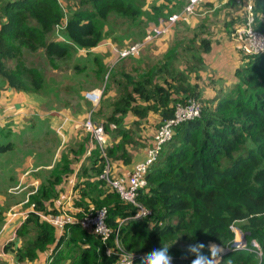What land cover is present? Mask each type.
Listing matches in <instances>:
<instances>
[{"label":"trees","instance_id":"trees-1","mask_svg":"<svg viewBox=\"0 0 264 264\" xmlns=\"http://www.w3.org/2000/svg\"><path fill=\"white\" fill-rule=\"evenodd\" d=\"M148 1L4 2L0 7V101L2 87L20 95L44 90L42 71L23 61L25 52L35 54L42 50L49 62L64 60L73 49L92 52L105 43L111 32L121 28L117 24L119 18L129 21L128 25L134 26L132 30L142 27L135 35L142 38L135 42L138 43L144 40L150 24L168 22L170 16L183 12L191 3ZM225 1L228 8L232 4L239 7L230 22L221 23L222 13L217 11L207 13L197 27L191 28L185 22L175 24L170 31H174V42L158 60L144 52L170 33L146 45L138 57L116 56L106 82L104 67L94 59L98 68L93 72L98 82L105 85V96L114 94L111 101L103 99L99 103L96 122L93 121L103 127L107 143L101 146L83 128L88 138L72 140L60 158L50 161L54 163L52 168L34 172L40 184L29 197L32 209L17 227L16 238L2 243L0 262L120 264L114 254L107 255L118 233L130 253L145 255L154 248L166 247L174 264H191L194 257L186 253L189 243L214 242L230 247L236 238L232 227H236L247 235L250 246L253 241L259 243L262 259L236 250L219 264H264V52L244 55L232 39L247 22L248 3L254 8V29L264 33V0ZM213 2L203 0L196 4L191 22H195L199 10L212 11ZM236 24L240 25L235 28ZM218 27L230 38L241 64L234 70L233 83L225 84L212 96L203 93L201 81L208 70L207 57L214 50V30ZM57 32L62 41L53 38ZM10 61L16 62L14 67L8 65ZM74 69L87 71L78 65ZM207 74L215 86L214 81H218L212 73ZM98 82L91 84L93 90L99 88ZM191 100L201 106V114L175 127L173 139L150 168L148 186L138 197L139 204L151 215L136 219L138 208L126 203L102 177L106 171L110 178L132 172L137 154L148 149L156 133L175 117L178 105H188ZM151 119L156 130L150 140L142 133ZM14 147L11 126H0V156ZM111 163L121 165L128 173L116 175L114 166L110 170ZM70 182L72 189L67 200L63 194ZM60 200H66L67 206L63 207ZM102 209L107 211V224L113 231L107 245L82 223H65L63 229L55 224L64 216L83 220ZM5 212L0 211L4 214L0 218V232L7 223ZM135 264H142V258Z\"/></svg>","mask_w":264,"mask_h":264},{"label":"rangeland","instance_id":"rangeland-1","mask_svg":"<svg viewBox=\"0 0 264 264\" xmlns=\"http://www.w3.org/2000/svg\"><path fill=\"white\" fill-rule=\"evenodd\" d=\"M10 0H0V7L4 2ZM152 0H149L150 4ZM74 2L71 3L72 6ZM228 3L225 0H214L213 10H199L198 15L195 17V22L192 20L188 26L191 28L197 27L201 19L207 15V13L214 14L215 12H221V23L230 22L232 16L238 12L239 7L235 4L230 5V8L226 6ZM64 8L67 11V6L63 3ZM148 4V5H149ZM147 5L145 6L146 9ZM68 12V11H67ZM129 21L118 19L117 24L121 26L115 32H111L110 36L104 40V44L91 51L75 50L71 51L69 57L64 60H58L49 62L42 50H39L35 54L25 52L23 55V61L28 66H34L41 69L45 87L40 93L35 94H16L8 87H2V99L0 101V126L10 125L14 133L15 147L12 151L5 155L0 156V211L6 210V221L4 227H15L23 214H27L31 211L32 207L29 203V197L33 193L32 188L37 186L35 182L37 176L32 173L38 166H47L50 161L54 162L55 157L60 158L63 152H66L69 148V143L74 139L83 140L88 138V133L83 132L81 129H76L79 124H84L91 119L95 121L96 113L99 103L104 100L111 101L114 97L113 93H109L105 96L104 84L98 82L97 74L93 72L96 68L94 59H98L101 65L105 69L104 81L108 80L109 74L116 62V55L111 51L114 48L119 49V46H125L133 44L141 37H136L142 31V27L132 30L134 26L128 25ZM240 25L236 24L235 28ZM150 27V26H149ZM148 27V28H149ZM221 27L214 30L215 33V45L214 48L224 46L225 42L231 43L228 35L222 34ZM234 28V29H235ZM174 32V31H173ZM171 32L164 40H160L156 44L152 45L144 55L151 57L154 60L160 59L171 47L174 42V34ZM55 40H61L58 32L53 37ZM119 38H122L119 39ZM208 59V57H207ZM16 62H8L11 67L15 66ZM78 65L80 68H87L86 72H76L74 69ZM98 68V66H97ZM89 72V77L86 78V73ZM214 78L218 76V72H210ZM88 75V74H87ZM217 75V76H216ZM222 81V79H218ZM99 83V88L93 90L91 84ZM203 93L210 95L209 91L212 87L218 89L224 87L225 84H218L214 81V85L209 78L207 71L201 81ZM216 88V87H215ZM93 94V95H88ZM91 96V97H89ZM99 96V97H98ZM98 98V99H97ZM109 109V108H108ZM66 118L73 119L72 125L65 126L67 123ZM152 120V119H151ZM150 120V125L143 129L142 136L147 137L150 140L155 134V123ZM61 125L65 126L60 128ZM78 130V131H77ZM79 141V142H80ZM72 145V143H71ZM147 150V149H146ZM146 150L140 151L142 160L146 158ZM110 170L116 169V175L128 173L122 172L123 167L121 165H113L111 163ZM114 166V167H113ZM42 169V168H41ZM39 169V171L41 170ZM12 178V179H11ZM63 197L67 196L72 189V182L66 185ZM63 207L67 206L66 200L59 201ZM70 205V201L68 207ZM11 210H14L9 214ZM4 214L0 213V218ZM3 227V229H4ZM9 240V232L2 230L0 232V250L3 247L2 243H6ZM222 247V246H221ZM225 247H223L224 249ZM227 248V247H226ZM261 261V259H259ZM5 264V262H0ZM65 264H69L68 261Z\"/></svg>","mask_w":264,"mask_h":264},{"label":"built area","instance_id":"built-area-1","mask_svg":"<svg viewBox=\"0 0 264 264\" xmlns=\"http://www.w3.org/2000/svg\"><path fill=\"white\" fill-rule=\"evenodd\" d=\"M201 1L203 0H191V3L184 8L183 12L173 14L170 16L168 22L160 20L157 25L150 24V27L146 29V35L143 41L126 48L117 49L113 47L112 52L119 59L140 56L146 45L169 34L175 24L179 22L190 24L194 15L195 5L199 4ZM245 9L248 15L247 22L236 30L232 39L235 48L239 50L240 53L244 55H258L264 52V33L254 29L255 15L253 4L248 3ZM200 114L201 106L194 100H191L188 105H178L175 117L166 122L161 130L156 133L151 145L146 150L145 160L137 163L132 172L117 178H110L109 171L105 172V175L102 178H105L108 181L109 185L120 194L126 203L138 208V212L135 216L136 219L148 218L151 215V212L138 202V197L140 196L141 191L148 186L147 175L150 168L157 162L164 146L173 139L175 127L184 122L198 118ZM76 128H85L101 146H104L107 143V137L103 127L98 126L91 119L84 124L77 125ZM107 215V211L102 209L98 210L95 215L84 216L83 220L64 216L63 220H56L55 224L57 223L63 229L65 223H82L86 228L92 229V231L102 239V243L107 245L113 236V231L107 224ZM122 223L123 221H121V224ZM232 230L236 234L235 241L230 247L223 249L222 254L217 259V264L220 263L224 257L230 255L236 250L253 253L258 259H262L263 253L258 242L253 241L250 246L246 240L245 233L241 232L236 227H232ZM110 254H114L119 259L120 264H135L138 259L144 257V255H138L126 251L120 241L118 233L115 235L113 246L108 248L107 255L110 256ZM171 264H174L173 260L171 261Z\"/></svg>","mask_w":264,"mask_h":264},{"label":"crops","instance_id":"crops-1","mask_svg":"<svg viewBox=\"0 0 264 264\" xmlns=\"http://www.w3.org/2000/svg\"><path fill=\"white\" fill-rule=\"evenodd\" d=\"M208 73L210 72H218V76L215 77V80L218 81V79H222V81H218V84L219 83H223V84H226L227 86H230L231 83H233V74H234V70L236 68L239 67V65L241 64V62L239 61V55L235 53L234 51V48L232 46V44H228V42H225L224 46H219L217 48H214V50L212 51V54L208 57ZM214 81V80H213ZM219 87V86H217ZM222 88V87H221ZM220 89V88H219ZM218 88H215V87H212L209 91V94H211L212 96L215 95V92H217ZM66 125H72L73 122H75L73 119H70V118H66ZM64 128V126H63ZM57 159V156L55 157L54 159V162L56 161ZM145 159V158H144ZM143 159V160H144ZM142 156L141 154H137L136 156V159H135V164L136 163H139V162H142ZM54 164V163H53ZM52 163H49V166H46V167H41V166H38L37 169H35L32 173L34 172H38L39 169L41 168H47V169H50L52 168ZM122 172H126V168H123ZM34 183L37 184V186H34L32 188L33 192L37 189V187L39 186L40 184V179L36 178L35 179V182L29 184V185H33ZM14 210H11L9 212L12 213ZM26 214H23V219L21 218L20 219V222L15 226V227H9L6 226L4 227V231H8L9 232V239L11 238V240H14L15 239V234H16V229L18 226H20L25 218Z\"/></svg>","mask_w":264,"mask_h":264},{"label":"clouds","instance_id":"clouds-1","mask_svg":"<svg viewBox=\"0 0 264 264\" xmlns=\"http://www.w3.org/2000/svg\"><path fill=\"white\" fill-rule=\"evenodd\" d=\"M205 249H207V252H205ZM222 252L221 245L214 242L208 244L194 242L186 246L187 255L194 257L191 264H217V259ZM172 260L173 257L169 254V249L159 247L154 248L150 253H146L142 258V264H171Z\"/></svg>","mask_w":264,"mask_h":264},{"label":"water","instance_id":"water-1","mask_svg":"<svg viewBox=\"0 0 264 264\" xmlns=\"http://www.w3.org/2000/svg\"><path fill=\"white\" fill-rule=\"evenodd\" d=\"M90 95H92V94H90Z\"/></svg>","mask_w":264,"mask_h":264}]
</instances>
